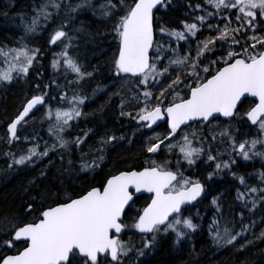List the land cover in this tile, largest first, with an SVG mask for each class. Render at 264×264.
<instances>
[{
    "label": "trees",
    "instance_id": "obj_1",
    "mask_svg": "<svg viewBox=\"0 0 264 264\" xmlns=\"http://www.w3.org/2000/svg\"><path fill=\"white\" fill-rule=\"evenodd\" d=\"M135 1L0 0V47L23 43L32 55L28 66L21 63L24 68L0 80V259L12 252L15 230L45 209L147 162L177 172V183L199 179L203 195L183 207L178 228L150 235L136 228L150 196H136L122 221L125 252L95 264H264V121L252 125L246 118L253 101L244 100L226 120L188 126L192 161L178 146L146 156L168 125L150 129L141 118L156 105L165 108L187 97L192 86L235 56L259 55L264 14L255 9L246 16L235 0H165L154 15L151 67L130 75L117 56ZM60 29L72 65L58 60ZM35 95L44 97V105L10 137L8 125ZM79 95L86 99L78 115L67 127L56 124L48 111L68 107ZM240 143L248 157L237 151ZM31 147L33 157L19 159ZM95 160L101 163L89 165ZM66 264L91 263L75 251Z\"/></svg>",
    "mask_w": 264,
    "mask_h": 264
},
{
    "label": "water",
    "instance_id": "obj_2",
    "mask_svg": "<svg viewBox=\"0 0 264 264\" xmlns=\"http://www.w3.org/2000/svg\"><path fill=\"white\" fill-rule=\"evenodd\" d=\"M163 1L134 3L123 27L119 51L122 70L140 74L150 67L155 40L154 14ZM245 97L256 101L247 114L249 121L256 124L264 115V50L251 60L234 58L193 87L185 99L166 110L155 106L142 119L152 128L168 122L167 140L194 120L209 121L232 115ZM43 103V97H31L8 125L10 135ZM161 143L157 142L147 155L158 152ZM176 178L175 172L156 166L121 170L111 175L103 187H92L81 196L47 208L37 222L20 227L16 237L27 240L28 245L17 254L5 256L0 264H62L68 262L74 250L87 256L90 262H96L107 251L116 258L119 234L124 229L121 220L135 196L152 195L137 222L141 232L150 233L156 225L166 223L183 204L192 203L201 195V183H192L176 192L165 191Z\"/></svg>",
    "mask_w": 264,
    "mask_h": 264
},
{
    "label": "rangeland",
    "instance_id": "obj_3",
    "mask_svg": "<svg viewBox=\"0 0 264 264\" xmlns=\"http://www.w3.org/2000/svg\"><path fill=\"white\" fill-rule=\"evenodd\" d=\"M225 1V0H220ZM237 5L239 6V9L243 12L244 15L246 16H254L255 14V9H260L262 13L264 14V0H235ZM48 3V2H47ZM126 10V9H125ZM121 22V20L119 21ZM119 29V26L117 27ZM60 32L61 38L58 40L59 41V55H58V60L64 65H72L74 63V59L71 57V55H68L67 53V38H66V32L61 31H56L55 33ZM54 33V34H55ZM32 61V55L27 52L24 44L22 43L21 47H15L14 49H4L0 47V80L7 79L9 73L13 71V69H22L26 66H28ZM23 63L24 67H19ZM107 90V89H106ZM102 91V90H99ZM108 95V93H106ZM86 99L85 96L79 95V97H76L75 101L71 100L69 103H66V105H71L66 108H55L51 109L48 112H50L51 115H54V118L56 119V124H63L64 127H67L69 120L71 118H74L78 115L79 113V108L81 105L84 104V100ZM64 106V107H65ZM47 112V113H48ZM196 124H193L191 127L195 126ZM142 126L137 127L134 131L137 132V129L141 128ZM189 127H185L181 130V132L178 133L172 140L164 143L162 147L167 148V147H174L178 146L180 148V151H182L184 157L186 159H191L192 161V155L195 152L194 148L190 145L189 138L191 135L189 134L190 131H188ZM263 134H264V129H263ZM79 140V139H78ZM241 153L248 157L249 155V150H242ZM35 154V150L33 147L30 148L29 152L26 153L25 155L19 157V159L22 160H29L33 157ZM94 158V157H92ZM89 165H95L100 164L101 161L95 160V161H90ZM84 167H87L85 164ZM92 167V166H91ZM181 218L177 217L172 222L169 224L167 229H176L178 228L179 221ZM183 225L188 226L189 223L186 221ZM126 249H122L120 247V253L119 255L121 256ZM120 258V257H119Z\"/></svg>",
    "mask_w": 264,
    "mask_h": 264
},
{
    "label": "flooded vegetation",
    "instance_id": "obj_4",
    "mask_svg": "<svg viewBox=\"0 0 264 264\" xmlns=\"http://www.w3.org/2000/svg\"><path fill=\"white\" fill-rule=\"evenodd\" d=\"M196 181H199V179H194L193 181H191L190 179H184V181L182 182V183H179V184H176V183H174V184H172L169 188H168V190H170V191H176V190H179V189H181V188H183V187H186V186H188L190 183H192V182H196ZM200 182V181H199ZM149 201V200H148ZM148 203V202H147ZM147 203L145 204V206L147 205ZM36 221V220H35ZM170 221V220H169ZM30 223V222H29ZM169 223V222H168ZM168 223H166V224H164V226H167L168 225ZM24 225V224H23ZM18 229V228H17ZM16 229V230H17ZM16 230H15V232H16ZM156 230V228L154 229V231ZM160 230H162V229H159V230H156L155 231V233L156 232H158V231H160ZM153 231V232H154ZM152 232V233H153ZM14 238H15V240H16V243H14V245H12L11 246V248L13 247V249H12V252H10V253H18V252H20L24 247H26L27 246V240H24V239H16V237H15V233H14ZM18 244H20L21 246L20 247H16ZM4 256V255H3ZM3 256L1 257V259H0V261L2 260V258H3ZM103 257H109L110 258V256H109V254L108 253H106L105 255H103L102 257H100V259L99 260H101V258H103Z\"/></svg>",
    "mask_w": 264,
    "mask_h": 264
},
{
    "label": "bare ground",
    "instance_id": "obj_5",
    "mask_svg": "<svg viewBox=\"0 0 264 264\" xmlns=\"http://www.w3.org/2000/svg\"><path fill=\"white\" fill-rule=\"evenodd\" d=\"M38 111V110H37ZM35 113V112H34ZM19 114V113H18ZM17 114V115H18ZM33 114V113H32ZM32 114H30V115H28L24 120H22L20 123H19V125H18V127L20 126V124L21 123H23L29 116H31ZM16 115V116H17ZM15 116V117H16ZM14 117V118H15ZM197 122H199L198 120H194V121H192V122H190V123H188L187 125H185V126H183L182 128H181V130L183 129V128H185V127H188V126H190L191 124H195V123H197ZM11 123V122H10ZM209 123V122H208ZM206 124V123H205ZM160 125H158L157 127H159ZM157 127H155V128H157ZM17 130H18V128H17ZM17 130L15 131V133L13 134V136H11V137H14L15 136V134H16V132H17ZM181 130L179 131V132H181ZM178 132V133H179ZM178 133L176 134V135H178ZM175 135V136H176ZM174 136V137H175ZM174 137H172L171 139H167V140H165V137L164 138H162V139H160L159 141H162V143H161V146L164 144V143H166V142H168V141H170V140H172ZM131 169H133V168H131Z\"/></svg>",
    "mask_w": 264,
    "mask_h": 264
}]
</instances>
